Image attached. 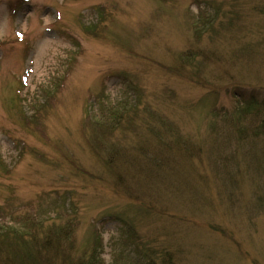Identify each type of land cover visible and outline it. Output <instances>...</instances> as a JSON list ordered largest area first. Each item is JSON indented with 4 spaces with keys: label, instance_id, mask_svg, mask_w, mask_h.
Wrapping results in <instances>:
<instances>
[{
    "label": "rangeland",
    "instance_id": "374dc122",
    "mask_svg": "<svg viewBox=\"0 0 264 264\" xmlns=\"http://www.w3.org/2000/svg\"><path fill=\"white\" fill-rule=\"evenodd\" d=\"M251 97L264 0H0V235L38 215L77 264H264Z\"/></svg>",
    "mask_w": 264,
    "mask_h": 264
},
{
    "label": "trees",
    "instance_id": "16d2710c",
    "mask_svg": "<svg viewBox=\"0 0 264 264\" xmlns=\"http://www.w3.org/2000/svg\"><path fill=\"white\" fill-rule=\"evenodd\" d=\"M243 101V102H242ZM238 116L253 112L254 114L259 112V110H262L264 108V100H256L254 97H251L249 99L241 100ZM238 110V108H237ZM236 110V111H237ZM120 111L116 112L115 114H112V111L110 112L111 119L116 122V118L121 117ZM128 117V116H127ZM118 122V121H117ZM261 129L264 130V124L261 125ZM257 132H259V127L257 126L255 129ZM262 133V132H260ZM1 211V209H0ZM13 212V210H12ZM3 215V212H1ZM0 214V222L1 224H4L3 220L5 219V216H2ZM31 214V213H29ZM12 218L11 222L12 225H6L4 226H12V230L5 229L4 232L0 235V264H55L56 259L61 260V263L65 264H77L76 260H73V257L71 254L66 253L65 247L61 246L60 242L58 243H49V235L46 236V238H39L36 236H30V238H27L25 236V223L30 222L33 224V222H40L38 215H35L33 218L28 215H21L19 217H14L15 215H10ZM23 224V226L21 225ZM59 225L57 226V230H67L69 228V224L66 223V225L63 227L60 223H56ZM3 226V225H2ZM68 226V227H67ZM5 228V227H3ZM128 234L131 233L128 229L126 230ZM8 232V233H6ZM19 238H25L27 239L26 244H23V246H20L19 243L15 244L14 242ZM71 240V239H70ZM8 245L10 247H8ZM10 257V255H14V257H10L9 261L3 260V249ZM20 248H23L20 250ZM67 254V255H66ZM72 257V258H71ZM84 264H96L94 260L88 259Z\"/></svg>",
    "mask_w": 264,
    "mask_h": 264
}]
</instances>
